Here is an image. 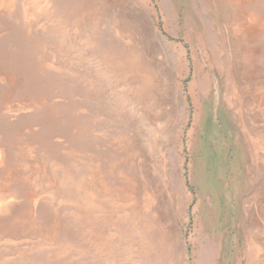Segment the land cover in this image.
<instances>
[{
    "label": "rangeland",
    "instance_id": "1",
    "mask_svg": "<svg viewBox=\"0 0 264 264\" xmlns=\"http://www.w3.org/2000/svg\"><path fill=\"white\" fill-rule=\"evenodd\" d=\"M201 3L0 0V264H150L134 232L169 233L170 207L190 264L203 248L210 264H247V202L264 204V167L250 168L249 139L227 106L256 94L247 116L264 130L253 111L264 84L241 77L244 90L232 92L227 46L214 43L231 29L245 53L234 62L249 66L257 52L249 71L264 80V0L217 16ZM140 13L158 30L160 49L142 58L156 72L154 106L138 100L140 79L118 62L142 48L120 36L123 20L136 28ZM252 14L261 22L250 31ZM168 44L184 55L180 73ZM129 186L132 197H119Z\"/></svg>",
    "mask_w": 264,
    "mask_h": 264
},
{
    "label": "bare ground",
    "instance_id": "2",
    "mask_svg": "<svg viewBox=\"0 0 264 264\" xmlns=\"http://www.w3.org/2000/svg\"><path fill=\"white\" fill-rule=\"evenodd\" d=\"M234 1H241V3H236ZM257 2L258 0H202L201 6L203 5L204 10L206 9L212 11L214 13L213 16H217L223 13L226 5L235 4L240 10H243L244 8L247 9L248 7H251ZM4 3L5 0H3V4L1 6H3ZM148 16L145 13H140L137 20L139 22V26L133 29H130L128 27V22L130 21L129 18H125L123 20L124 24L122 25L120 36H122V38L125 37L127 40L132 39L134 41H137L139 39V41L142 42V48L126 49L118 58V62L123 66L124 69L122 68V70H124V74L126 76L128 74H134L137 78L140 79L141 82L139 81V94L137 96L138 100H145L146 102H148V106L149 104L154 106L155 104H157V99L155 98V85H153L152 77L156 74V72H153L149 63L144 61L142 58H150L148 53H150L152 49L157 48L159 50L160 48L159 43L153 40V38H155L156 36L155 33L158 30L154 26V22H151L150 16ZM245 19L246 18L244 16L238 18V21L242 25V22H245ZM167 20L168 19H165V24L168 23ZM207 21L208 19L205 18L204 22L207 23ZM260 22V18L254 16L253 14L251 15V20H249L248 18L246 19V24L250 27V31L253 25H257ZM237 26L239 27V30L242 31L240 26ZM216 29L218 31L221 30L218 27H216ZM230 32L231 29H229L228 31L226 30L225 39L222 44H218V42H216L214 43V46L222 47V49L227 46V52H225L228 59L226 58L225 62L227 63L226 68L228 69L227 72L229 73V76L232 74V77L234 79V82H232V92H238V94L240 95V93L245 88L242 84L243 82L241 81V77L243 79H248L249 83H245L246 87L250 86V82H258L264 84V80L261 79L262 75L258 74L259 72L249 71L251 70L250 66L254 57L257 56V52L250 51V53H248V56L253 57L251 58V60L249 59V66L248 64H241L240 62L236 64V62H234V60L239 59L242 55H245V53L244 50H241L242 44L239 43L240 45H238L237 47L235 46V40L233 39L232 33L230 34ZM243 37L244 35H241L242 39L240 41H242L243 39H250L248 34L244 38ZM168 49L169 52L174 56V70L178 73L182 72L187 66L184 63L183 53L179 49H177L175 44H168ZM107 50L108 49L104 46L102 47L101 62L104 64L107 63V54L105 53L107 52ZM230 60L233 61L231 62ZM162 71L163 75L167 76L169 74L172 77L171 68L166 64L163 65ZM249 79H251V81ZM15 81L16 80H14L13 82ZM226 84V86L229 87L230 81H228V83ZM263 93L264 91L261 92L260 95H258L257 100L255 99L258 106L257 109H253V111L255 112V114L257 112L264 117V95L262 96ZM250 95V99L247 101L239 99L240 97L236 95L238 97L236 101H238L240 104H238L236 111L232 110L234 103L229 104L227 108L230 111L229 115L234 121V125L238 126V128H240V130L242 131V134L246 135L249 139L247 143H250L248 149H250L251 151L250 168L256 172H260V170L264 167V130L251 128L249 120V118L251 117H248L247 114L248 111H251L252 109L248 107V105L250 104V102H254V97L256 96V94L251 93ZM191 178L193 179V177ZM174 191L176 192V190ZM132 192L134 191H132L131 186H129L128 189L126 188L125 196L123 193L120 194L117 191H108L105 197L108 199H115L118 197L119 193V197L127 198L128 200L132 197ZM113 195L117 196L112 198ZM169 196L170 201H172V197H175L172 194H169ZM247 203L252 210H248V232L250 235L248 238V244L250 246V253H248L247 255V264H264V204L260 205L255 201V198L254 201H248ZM170 215L173 220V224L172 226H170L169 233L158 234L155 231L153 232L150 228L134 232V234H136L140 238L138 245L140 247V250L142 251V255H144V257H146L150 261V264H190L188 259L189 253L187 251L188 242L186 239H184L185 236H183L180 227L181 214L179 209L177 211L170 207ZM258 220H260L261 224L258 223ZM257 231L261 233V236L259 233H256ZM211 262L212 258L210 253L206 252L205 248H203L201 250L200 261L197 262V264H210Z\"/></svg>",
    "mask_w": 264,
    "mask_h": 264
}]
</instances>
